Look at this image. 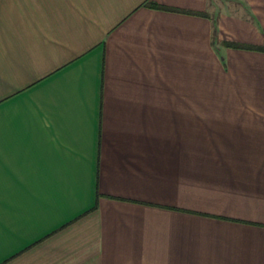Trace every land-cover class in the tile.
<instances>
[{
	"label": "crops",
	"instance_id": "1",
	"mask_svg": "<svg viewBox=\"0 0 264 264\" xmlns=\"http://www.w3.org/2000/svg\"><path fill=\"white\" fill-rule=\"evenodd\" d=\"M0 264H264V0H0Z\"/></svg>",
	"mask_w": 264,
	"mask_h": 264
}]
</instances>
